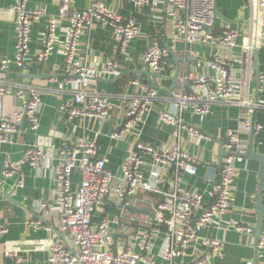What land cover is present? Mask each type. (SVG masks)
<instances>
[{"label": "crops", "instance_id": "crops-1", "mask_svg": "<svg viewBox=\"0 0 264 264\" xmlns=\"http://www.w3.org/2000/svg\"><path fill=\"white\" fill-rule=\"evenodd\" d=\"M14 1L0 0V59L12 61L8 70V79L11 82L32 84L40 87L43 92L37 130H31L27 121H23L19 126V132L13 137V143L0 144V227L7 230V233L0 237V264L12 263L6 256L8 252L17 253L21 259L20 264H49V247L54 238L47 227L57 232L60 221L55 211L47 213L40 208L41 203L55 205L54 181L58 154L56 151L52 155L46 153L49 143L47 139H50L51 146L58 147L63 137L71 132L73 125L80 124V130L77 129L72 143L75 144L79 140H95L98 146L96 158L105 157L106 169L115 177L120 176L128 149L134 143L150 145L157 149H169L178 143L182 150L201 159L194 176L182 173L179 175L180 185L184 190L199 193L203 206H208L211 202L208 192L219 177L220 169L218 170L216 166L219 164L220 151H223L226 134L240 127L243 120L242 108L215 104L206 115L198 116L191 109L178 111L169 97L173 91L179 89L190 91L191 84L182 81L189 74L213 76L214 71L208 64L215 55H222L232 62L231 72L239 81L241 88L242 84L248 86L250 104L264 103V15L259 16L257 25L253 27L248 24L250 19L248 0H216L217 12L224 19L216 18L214 30L219 31L221 27L229 26L238 35L236 46L225 51L206 44L182 41L173 43L171 39L173 21L165 13L168 8L165 2L154 8L151 3L138 7L130 0H95L125 20L132 18L140 33L130 42L126 54L118 55L112 27L96 21L82 27L77 52L80 64L97 69H103L109 61L118 65L117 76L96 78L91 84L109 96L114 108L102 124L94 119L83 122L74 120L68 124L66 116L59 111V106L70 99V96L60 94L58 91L59 82L63 80L64 60L60 54V45L67 21H63L62 28L58 31L54 51L43 61H39L36 55L41 49L39 37L45 33L47 21L46 18H42L33 23L29 35V57L25 64L19 67L14 62L16 15L10 11ZM91 1L76 0L74 7L81 11L87 8ZM38 7L45 8L49 15L58 13L57 5L52 0L27 1L28 10ZM153 42L160 49H168V55L162 59L157 73L149 71L142 61L146 48ZM248 45L251 46V51L246 49ZM133 81L137 84L134 85ZM144 86L154 88L157 93V98L151 102L149 112L134 128L131 136L121 141L111 140L110 134L123 120V108H118L121 106L122 97L137 95ZM21 106L22 100L19 97L3 96L0 98V115H10L14 111H19ZM161 111H168L179 117L184 126L197 129L211 140L202 141L199 146H195V139L190 138L183 130L180 132V141H177L173 138L175 127L159 121ZM255 112V124L264 127V108L257 107ZM238 140V151L241 155H245L252 144L254 153L264 157V129L252 136L250 132L239 131ZM32 146L44 150L46 164L38 170L23 165L12 177L4 178L2 174L4 161H20L25 150ZM142 160L140 171L146 179L152 170L153 161L147 154L142 155ZM236 167L237 173L228 213L221 221L196 230L198 239H223L225 242L223 256L214 257L207 264H264V247L256 248L258 238L255 232L258 227L264 235V213L260 217L258 214L259 204L264 210V190L260 203L257 201L260 162L244 157ZM172 172V168H164V179L172 180ZM79 181V174L74 171L71 176L72 190L78 187ZM162 188L168 190V187ZM144 193L149 192H140L136 201H131L130 205L125 207H133L148 214L131 212L111 202L105 204L103 215L110 219L119 218V224L112 227L115 232V248L133 246L132 237L137 232L150 228L149 203H156L159 198L156 196L152 201L147 200ZM198 214L199 212L196 216ZM36 220L41 221V227L36 228L28 224V221ZM94 221H97V218ZM235 226L249 227L253 235L237 232ZM162 238L161 231L153 242L157 264H167L157 256ZM200 249L197 242L190 244L186 249V255L177 259L174 264H188L198 255Z\"/></svg>", "mask_w": 264, "mask_h": 264}, {"label": "built area", "instance_id": "built-area-1", "mask_svg": "<svg viewBox=\"0 0 264 264\" xmlns=\"http://www.w3.org/2000/svg\"><path fill=\"white\" fill-rule=\"evenodd\" d=\"M28 0H15L10 11L16 15V44L14 62L22 67L29 57V35L33 23L46 18L45 33L39 37V49L36 58L46 60L54 51L58 40V31L63 21L67 26L63 31L60 54L63 56L62 75L59 82L60 94H68L70 99L59 106V111L66 116L68 124L74 120L94 119L104 123L114 105L109 96L92 87L96 78L117 76L118 65L109 61L103 69L80 64L77 59L81 29L96 21L113 28V38L118 55L126 54L127 48L140 33L139 27L132 18L123 19L103 3L92 0L89 6L81 11L75 9L76 0H52L57 5V15H49L43 7L28 10ZM136 6L167 3L165 13L172 18V42L206 44L228 51L236 46L238 35L229 26L214 30L216 0H130ZM249 20L264 15V0H248ZM253 38V30L251 39ZM251 51V46H246ZM168 55V49H160L155 42L151 43L143 55V64L152 73L159 71L160 63ZM9 59H0V98L15 95L22 100L19 111L7 116L0 115V144H12L13 137L19 132V126L27 121L31 130L38 128V113L41 106L42 89L32 84H17L8 79ZM231 61L222 55H215L209 62L214 71L211 77L187 75L183 80L190 83V91L183 89L173 91L169 99L178 111L191 109L196 115H206L215 104H225L242 108V123L235 131L226 134L223 145L224 155L216 183L208 192L211 202L204 207L202 196L196 191L184 190L179 182V175L194 176L201 159L182 150L176 143L169 149H157L150 145L134 143L128 149L119 177L113 176L107 169L105 157L96 158L98 152L95 140H79L73 144V137L79 125L63 137L58 147L51 146L58 154L55 168V205L41 203L40 208L47 213L55 211L59 217V230L49 227L54 241L49 247V264H157L153 253L154 239L163 232L162 244L157 256L167 264L186 255V249L194 242L200 246V252L188 264H207L214 257H222L224 240L198 239L196 230L219 222L229 211L231 192L237 173L236 165L244 156L238 151V132H250L251 118L257 107L264 108V103L250 104L248 86L242 84L231 72ZM249 70V60L247 71ZM56 81V80H55ZM54 81V82H55ZM134 85L136 81L132 82ZM157 98L154 88L142 87L141 93L122 97L123 120L110 134L113 141H121L133 134L149 112L150 105ZM159 121L175 127L173 138L180 141V132L195 139V146L211 139L193 127L183 125L179 117L168 111L159 113ZM264 129L255 124L253 133ZM71 145V146H70ZM152 158V170L144 179L140 171L143 165L142 155ZM46 153L41 147L32 146L25 150L20 161L5 160L2 174L4 178L12 177L23 165L36 170L46 164ZM172 168V180L164 179V168ZM74 171L79 174V185L72 190L71 176ZM19 183V182H18ZM20 184V183H19ZM168 187V190L162 188ZM140 192L157 195L156 203H149L150 228L137 232L132 237L133 246L115 248V232L113 225L119 224V218H108L103 215L108 202L120 207L129 206L136 201ZM199 214L196 216V213ZM98 216V217H97ZM97 218V221H94ZM36 228L42 226L41 221H28ZM235 231L253 235L251 228L235 226ZM7 230L0 227V237ZM252 238H254L252 236ZM135 247L137 250H135ZM264 247V235L256 241V248ZM6 256L11 264H20V257L15 252Z\"/></svg>", "mask_w": 264, "mask_h": 264}, {"label": "water", "instance_id": "water-1", "mask_svg": "<svg viewBox=\"0 0 264 264\" xmlns=\"http://www.w3.org/2000/svg\"><path fill=\"white\" fill-rule=\"evenodd\" d=\"M214 14H215V18H220V19H224L223 17H221V15L217 12V9L215 7V11H214ZM253 25L256 26L257 25V19L253 20ZM248 24H250V21L248 19ZM148 74V72H147ZM27 78H30V77H27ZM255 113L253 114L252 118H251V131H250V134L251 136L254 134L253 133V127L255 125ZM49 141V143H47V154L49 155H52L53 154V151L51 150V141L50 139H47ZM222 155H224V152L221 150L220 151V160H219V164L216 166V168L219 170L220 167H221V157ZM245 158H248V159H256L260 162V171H259V175H258V180H259V190H258V195H257V201H258V204L260 203V197H261V194H262V191L264 190V157L261 156V155H257L254 153V150L252 148V144H250V146L248 147V150H247V153L245 155H243ZM259 208H258V214H259V217L261 216L262 213H264V210L261 209V206L260 204L258 205ZM125 209H127L128 211H131V212H143V213H147L146 211H141V210H138L136 208H133V207H125ZM148 214V213H147ZM150 217H152V215L150 214ZM255 232H256V237L259 238L262 233L259 231V228L257 227L255 229Z\"/></svg>", "mask_w": 264, "mask_h": 264}, {"label": "trees", "instance_id": "trees-1", "mask_svg": "<svg viewBox=\"0 0 264 264\" xmlns=\"http://www.w3.org/2000/svg\"><path fill=\"white\" fill-rule=\"evenodd\" d=\"M144 195L146 196L147 200H151V201H152V199L156 198V196H157V195H154V194H151V193H144Z\"/></svg>", "mask_w": 264, "mask_h": 264}]
</instances>
